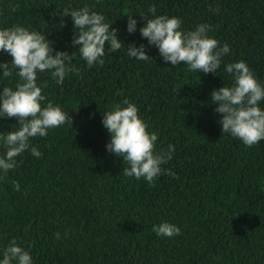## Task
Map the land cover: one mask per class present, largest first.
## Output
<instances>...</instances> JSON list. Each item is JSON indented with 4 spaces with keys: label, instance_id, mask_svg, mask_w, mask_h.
Here are the masks:
<instances>
[{
    "label": "trees",
    "instance_id": "obj_1",
    "mask_svg": "<svg viewBox=\"0 0 264 264\" xmlns=\"http://www.w3.org/2000/svg\"><path fill=\"white\" fill-rule=\"evenodd\" d=\"M84 6L102 14L125 46L143 44L151 59L131 58L123 45L108 53L106 43L103 66L89 67L72 45L70 15H60ZM128 15L137 21L132 34ZM160 15L179 18L184 32L210 25L208 36L229 46L218 72L166 63L139 31ZM14 25L45 35L53 55L69 52L74 71L63 83L45 71L37 85L42 106H59L72 125L31 138L41 156L22 153L0 179V258L14 239L32 264H264V140L248 147L222 133L210 100L213 89L233 86L229 63L246 62L264 87V0H0V29ZM10 62L0 51V63ZM2 71L0 92L15 90V70L7 78ZM124 100L157 134L156 152L174 145L152 183L125 177L122 157L106 150L102 115L126 107ZM258 106L264 110V101ZM17 128L15 117L0 118V132ZM161 222L180 235L158 237L152 227Z\"/></svg>",
    "mask_w": 264,
    "mask_h": 264
},
{
    "label": "clouds",
    "instance_id": "obj_2",
    "mask_svg": "<svg viewBox=\"0 0 264 264\" xmlns=\"http://www.w3.org/2000/svg\"><path fill=\"white\" fill-rule=\"evenodd\" d=\"M18 7L13 6L12 11ZM148 11L154 13V6ZM60 15H70L75 29L72 45L78 46L81 58L89 67L94 64L103 66L106 43L108 53H115L123 45L129 57L139 61L151 59L143 44L125 46L118 39V30H110L111 25L104 22L105 17L87 6L78 10L65 9ZM136 24L134 16L128 15L126 30L129 34L136 31ZM181 24L177 17L160 15L146 20L139 31L148 44L158 49L166 63L173 66L183 63L191 72L217 73L222 58L229 52V46L224 44L221 47L216 39L208 36L211 31L208 24L201 23L187 32L181 31ZM51 43L45 35L23 26L0 29V51L11 57L10 64L0 63V70H3L5 78L12 76V70H15L19 78L15 90L3 87L0 92V118L15 117L18 120L17 130L0 132V145L5 149L0 155V179L18 166L16 158L22 153L30 151L36 158L41 156L37 148L30 145L31 138L46 137L49 129L59 128L66 123L72 125V117L59 106H54L51 101L42 106L46 97L37 85V73L50 71L56 83L62 84L66 74L74 71L69 66V52L56 51L53 55ZM225 71L231 74L233 86L213 89L210 93L211 103L218 105L215 112L222 114L219 121L222 133L238 138L251 147L264 140V110L258 106V102L264 101V87L244 61L227 64ZM123 103L126 107L115 105L113 110L102 115V124L110 135L106 150L122 157V174L125 177L144 178L152 183L161 174V165L172 158L174 145L169 144L166 151L156 152L157 134L147 131V125L139 117L134 104L128 100ZM167 174L175 175L171 171ZM12 185L14 191H20L17 182L13 181ZM152 231L158 237L180 235V229L168 222L153 225ZM56 238H60L59 233H56ZM0 264H32V257L13 239L3 249Z\"/></svg>",
    "mask_w": 264,
    "mask_h": 264
}]
</instances>
